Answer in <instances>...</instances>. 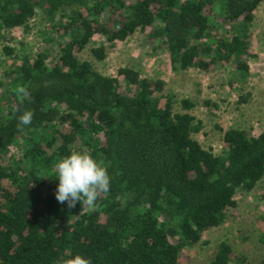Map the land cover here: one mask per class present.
Instances as JSON below:
<instances>
[{
  "label": "trees",
  "instance_id": "16d2710c",
  "mask_svg": "<svg viewBox=\"0 0 264 264\" xmlns=\"http://www.w3.org/2000/svg\"><path fill=\"white\" fill-rule=\"evenodd\" d=\"M261 3L0 0V38L36 13L58 36L32 57L18 56L0 80V264H56L76 254L91 264H179L184 246L218 227L236 206L235 192L264 178V130L215 125L221 151L214 154L192 136L202 128L188 112L194 103L182 99L174 111L164 80L129 66L103 75L78 53L95 36L113 45L138 32L143 45L165 52L173 70L230 66L244 77ZM89 53L102 60L104 47ZM17 85L27 88L23 102ZM27 109L35 113L32 123L18 127ZM85 149L108 165L111 178L94 211L55 198V163ZM232 254L221 241L207 264H228Z\"/></svg>",
  "mask_w": 264,
  "mask_h": 264
},
{
  "label": "rangeland",
  "instance_id": "374dc122",
  "mask_svg": "<svg viewBox=\"0 0 264 264\" xmlns=\"http://www.w3.org/2000/svg\"><path fill=\"white\" fill-rule=\"evenodd\" d=\"M259 6L258 13L263 10L264 4ZM3 35L4 38H0L1 81L5 80L7 73L18 63L20 56L32 57L36 49L43 45L44 40L49 38L58 40L57 34L48 26L40 13H36L26 25L3 32ZM99 44L104 47L102 60H96L89 53L90 47ZM4 47L11 48L12 52L6 53ZM78 57L88 60L93 68L103 75H114L118 67L129 66L137 69L142 76L162 77L173 93L174 111L182 110L180 106L182 99L191 98L200 105L203 103L202 100L206 99L205 92L214 95L220 89L221 71L202 73L192 69V73H187L188 71L173 70L166 63L165 52L151 50L143 45V35L138 32L113 45L103 37L95 36L78 53ZM232 71L230 66L224 68L227 77L231 78ZM208 85H214L216 92L207 88ZM200 88H204L202 94ZM213 113L214 116H210L205 112L202 116V130L193 133L192 136L203 148L210 149L214 154H219L221 151L220 132L214 125L248 129L252 134L264 129V111L239 109L231 99L224 98V101H219V107ZM234 200L236 206L233 212L228 214L218 227L206 230L197 244L184 246L179 251V264H207L215 246L221 241L227 242L232 249V258L228 264H264V244L260 242L264 229V178L248 192L236 191ZM238 256L243 257V260L237 261Z\"/></svg>",
  "mask_w": 264,
  "mask_h": 264
},
{
  "label": "clouds",
  "instance_id": "9594fccd",
  "mask_svg": "<svg viewBox=\"0 0 264 264\" xmlns=\"http://www.w3.org/2000/svg\"><path fill=\"white\" fill-rule=\"evenodd\" d=\"M13 91L21 102L28 95L24 85H17ZM34 115L32 110H25L17 118L18 127L31 125ZM107 168L103 160L93 158L87 149L72 151L62 157L54 165V177L58 179L56 200L61 204L66 203L70 209L79 201L88 211L96 210L97 200L110 191L111 178ZM56 264H91V260L76 254L67 259H58Z\"/></svg>",
  "mask_w": 264,
  "mask_h": 264
},
{
  "label": "crops",
  "instance_id": "0c3cea01",
  "mask_svg": "<svg viewBox=\"0 0 264 264\" xmlns=\"http://www.w3.org/2000/svg\"><path fill=\"white\" fill-rule=\"evenodd\" d=\"M262 4L264 3H261L260 5ZM259 7L260 6L258 5L253 11V21L251 25L255 31H253L250 49L251 52L255 53V56L247 60L249 67L247 74L244 77H240L232 69L233 74L230 78L225 75L224 68L221 70L222 79L220 78L219 80V91L214 95H208L209 92H205V100L214 102L216 104V107L214 108L211 106H205L203 103L198 105L195 100L185 98L191 103H194V106L191 107L188 112L196 119H199L202 125V116L205 112H208L210 116H214V110L218 109L219 101H224V98L227 100H233L235 106L239 109L249 108L250 110L258 109L264 111V7H262L263 10L258 13L257 11ZM191 70L192 69H187L183 71L192 73ZM158 78L164 80L160 76ZM207 88L215 90V92L217 90L214 88V85H208ZM203 90L204 88H200V94L204 92ZM213 96L217 99L215 100ZM240 97H242L243 100L237 102Z\"/></svg>",
  "mask_w": 264,
  "mask_h": 264
}]
</instances>
